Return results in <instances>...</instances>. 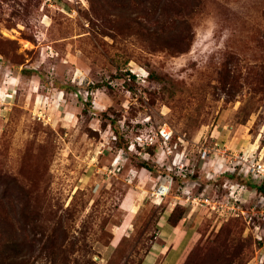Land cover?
<instances>
[{
  "label": "rangeland",
  "instance_id": "1",
  "mask_svg": "<svg viewBox=\"0 0 264 264\" xmlns=\"http://www.w3.org/2000/svg\"><path fill=\"white\" fill-rule=\"evenodd\" d=\"M161 1L0 0V244L14 241V264H264V192L230 196L237 181L216 169L264 161V0L162 16ZM158 22H186L183 52L156 44ZM164 123L176 150L158 165L137 137Z\"/></svg>",
  "mask_w": 264,
  "mask_h": 264
},
{
  "label": "built area",
  "instance_id": "2",
  "mask_svg": "<svg viewBox=\"0 0 264 264\" xmlns=\"http://www.w3.org/2000/svg\"><path fill=\"white\" fill-rule=\"evenodd\" d=\"M173 134L174 132L172 128L169 125L164 123V124L159 125L155 129L152 135H148L147 137H142L143 139L141 137H137V141H139V146H141V148L148 149L151 147H155V150H157L159 153L157 155L155 162L158 165H162L165 160H169L171 158L174 152L173 150H176L175 149L176 146H174L175 144H172ZM204 155H207V154L204 153ZM174 159H177V160L173 162L172 167H175L176 170L179 172V170L182 168V165H181L182 159L180 157L178 158L177 155H174ZM223 160L225 161L223 164L221 165H217L218 163L216 164L217 172H229L228 174L230 176L245 175L249 178V180L256 187H260V188L264 187V161H262V159L247 161V158H243V157H239L238 155L230 154V155H225ZM227 165H228V171L222 170L223 166H227ZM243 165H244V168H242ZM172 184H173V178L171 176H167L166 181H165V178H163L158 188L155 190L156 192H154L153 194L157 197L165 196L169 192V189L171 188ZM236 188L243 190L245 189V185L239 184L237 182L234 183V185H231L229 187L230 196L235 194ZM165 190H166V194L162 195L163 194L162 192ZM195 201L196 199L194 198L192 202H195ZM200 202L205 205H210L211 208H215L216 206L215 203H212L211 201H209L208 198H203L200 200ZM262 248H264V245L262 246Z\"/></svg>",
  "mask_w": 264,
  "mask_h": 264
},
{
  "label": "trees",
  "instance_id": "3",
  "mask_svg": "<svg viewBox=\"0 0 264 264\" xmlns=\"http://www.w3.org/2000/svg\"><path fill=\"white\" fill-rule=\"evenodd\" d=\"M187 2V0H162L160 3V7H158V10H156V7L158 6L156 3L153 6L155 14L157 15H164L174 13L179 14L181 6ZM187 25L186 22H180L176 25H167L165 23H157L154 25H146L145 29L149 34H153L156 37V44L159 45L161 49H171L175 52H183L186 48V44L188 41V33L187 32ZM133 78V77H132ZM154 147H151L149 151H152ZM155 150V149H154ZM156 151V150H155ZM142 164L144 166H147L146 161H142ZM234 180L237 182L243 184L248 183L250 187H253V189L258 190L259 192H264V187H256L247 176L245 175H232L231 176ZM170 220V219H169ZM167 223L175 227L178 225V223H170L167 219ZM190 239V231H188L185 235V238L183 240V243L181 245V250H183ZM16 245V244H15ZM14 245L13 240H8L7 243L0 244V258L5 259V263L9 262L7 264H14L16 260V256L18 254L17 246ZM1 264V263H0Z\"/></svg>",
  "mask_w": 264,
  "mask_h": 264
},
{
  "label": "crops",
  "instance_id": "4",
  "mask_svg": "<svg viewBox=\"0 0 264 264\" xmlns=\"http://www.w3.org/2000/svg\"><path fill=\"white\" fill-rule=\"evenodd\" d=\"M166 224L168 225V226H170L167 222H166ZM170 227H172V226H170ZM173 229H176L175 227H172ZM186 235V234H185ZM184 238H185V236H184ZM184 238L182 239V243H183V240H184ZM182 243L180 244V245H182ZM187 245V244H186ZM180 249H181V247H180ZM182 251V250H181Z\"/></svg>",
  "mask_w": 264,
  "mask_h": 264
}]
</instances>
